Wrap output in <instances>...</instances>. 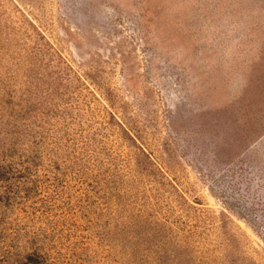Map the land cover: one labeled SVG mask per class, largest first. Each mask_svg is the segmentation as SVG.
<instances>
[{"label":"rangeland","instance_id":"374dc122","mask_svg":"<svg viewBox=\"0 0 264 264\" xmlns=\"http://www.w3.org/2000/svg\"><path fill=\"white\" fill-rule=\"evenodd\" d=\"M28 161L0 264L15 225L46 264H264V0H0V162Z\"/></svg>","mask_w":264,"mask_h":264},{"label":"trees","instance_id":"16d2710c","mask_svg":"<svg viewBox=\"0 0 264 264\" xmlns=\"http://www.w3.org/2000/svg\"><path fill=\"white\" fill-rule=\"evenodd\" d=\"M19 165V166H18ZM18 165H4L0 162V195L5 198L6 205L16 210H27V193L31 190L30 186L25 185L30 180V169L32 164L21 162ZM31 182V181H30ZM36 215H30L27 221H33ZM18 222V221H17ZM11 227L9 233V246L12 250L11 264H46L44 255L40 251L39 235L34 230L25 227Z\"/></svg>","mask_w":264,"mask_h":264}]
</instances>
